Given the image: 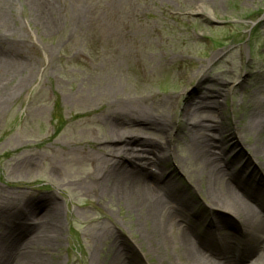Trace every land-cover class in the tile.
<instances>
[{
  "label": "rangeland",
  "instance_id": "374dc122",
  "mask_svg": "<svg viewBox=\"0 0 264 264\" xmlns=\"http://www.w3.org/2000/svg\"><path fill=\"white\" fill-rule=\"evenodd\" d=\"M210 1L50 0L44 18L26 0H0V233L10 215L23 214L34 226L24 231L28 240L50 214L58 230L48 236L59 254L44 255L48 262L106 264L115 237L135 251L143 243L148 254L139 264L157 262L150 221L103 176L104 154L118 148L112 128L130 119L171 124L173 156L161 165L174 174V198L186 191L193 201L192 185L203 190L184 123L223 126L230 149L239 133L234 152L256 165L261 135L251 121L264 104V0ZM208 111L217 112L213 120L203 119ZM148 133L139 138L153 139ZM153 140L164 152L168 137ZM132 168L127 163L124 176ZM194 213L210 217L200 201ZM171 242L160 247L174 257Z\"/></svg>",
  "mask_w": 264,
  "mask_h": 264
},
{
  "label": "bare ground",
  "instance_id": "6f19581e",
  "mask_svg": "<svg viewBox=\"0 0 264 264\" xmlns=\"http://www.w3.org/2000/svg\"><path fill=\"white\" fill-rule=\"evenodd\" d=\"M26 2L40 17L49 15L50 0ZM213 3L216 5L217 2ZM84 8L78 5L76 10L83 14ZM261 108L263 111L262 114L261 111L258 112V120L251 121L252 127L261 135L259 145L254 146L255 162L260 168L253 162L244 160L239 152H234L233 145H239V133L236 134L238 141L231 142L230 149L227 146L230 140L224 141L221 135L223 126L216 123L203 124L200 119H197L192 127L183 124V129L186 128V132L192 135L190 139L196 142L199 154L197 156L201 160L198 176L204 180L203 190L195 189L192 185V195L196 198L193 201L186 191L174 198V174L165 172L161 165L170 155L173 156L169 143L175 142L176 137L169 138L172 132L170 123L157 122L154 119L150 121L142 117L137 122L130 119L128 126L114 124L110 141L117 142L118 148H111L104 154L107 158L103 176L112 182L111 192H115L120 199L130 202L133 208L141 211L139 216L144 221H150L149 235L151 242L155 244L153 250H156L160 259L150 262L147 258L148 264H175V260L179 261V264H245L248 261H251L250 264H264V104ZM214 113L217 112L208 111L203 119L213 120ZM132 124H135L136 128H130ZM245 127L239 131L240 134L243 129L245 131ZM208 129L216 134L210 135L211 133H207ZM148 131L151 132L148 133L151 134L149 137L153 139L159 140L162 135L168 137L164 152H160L155 140L148 137L139 138ZM127 135L131 138L125 141ZM155 162L156 164L152 165ZM127 163L133 165V172L124 176V173L127 174L126 171L130 170L127 169ZM149 164L150 168L155 166L159 172L148 168ZM119 174L120 177L117 178ZM199 201L208 207L210 217L196 216L194 212ZM175 205H182L185 213L182 215ZM219 211L227 213L226 222L221 223L223 220ZM14 215H10L6 222L1 223L4 231L0 233V264H56L48 262L45 258L47 256L57 259L56 254H59L55 253L52 247L54 238L48 236L58 230L57 223L52 220L50 214L42 215L44 227L38 226L42 230L25 241L24 231H29L34 226L26 224L23 214L15 215L17 217ZM200 228L204 231L197 235ZM168 238L174 246V257L160 247ZM113 239V250L109 252L110 257L106 264H139L141 256L146 258L148 252L143 250V243L136 242L138 248L135 251L119 247ZM17 242L21 244L14 249L13 246ZM10 246L11 248H8ZM36 246L41 247L40 250L32 249Z\"/></svg>",
  "mask_w": 264,
  "mask_h": 264
}]
</instances>
